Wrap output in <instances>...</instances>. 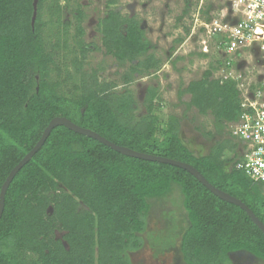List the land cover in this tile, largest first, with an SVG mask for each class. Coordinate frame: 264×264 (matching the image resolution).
Masks as SVG:
<instances>
[{"label": "trees", "instance_id": "trees-1", "mask_svg": "<svg viewBox=\"0 0 264 264\" xmlns=\"http://www.w3.org/2000/svg\"><path fill=\"white\" fill-rule=\"evenodd\" d=\"M68 1L38 0L32 27L33 0H0V189L49 122L64 117L117 146L192 166L264 224V186L236 167L238 145L227 130L241 114V101L235 82L213 77L221 60L177 94L188 95L187 107L199 115H210L218 135L227 134L207 154L197 155L180 137L178 118L162 120L157 114L156 88L146 89L145 111L136 116L128 89L114 91V83L98 80L103 69L85 68L97 47L84 41L83 9ZM115 4L106 0L97 29L104 55L124 69L120 78L128 86L157 72L161 60L139 20L122 15ZM64 8L71 20L63 19ZM187 14L188 8L177 21ZM214 39L222 50V40ZM226 151L232 154L228 159ZM174 185L187 217L179 244L183 264H231L236 254L264 264L262 232L189 173L123 156L63 126L51 130L7 187L0 264H131L129 254L143 246L150 202L168 198Z\"/></svg>", "mask_w": 264, "mask_h": 264}, {"label": "rangeland", "instance_id": "rangeland-1", "mask_svg": "<svg viewBox=\"0 0 264 264\" xmlns=\"http://www.w3.org/2000/svg\"><path fill=\"white\" fill-rule=\"evenodd\" d=\"M227 0H116L115 9L122 15L136 17L144 30L146 39L151 43V51L161 60L160 69L146 77H136L128 86H123L120 68L110 56L104 55L100 45L98 21L105 14L106 0H69V7L80 5L85 13L82 23L85 43L97 47L88 55L85 68L103 69L98 72V80L116 85L114 91L128 89L134 98V115L144 113L143 101L148 87L157 89L161 99L157 114L163 120L175 116L180 123V137L197 155H205L220 139L227 134L218 135L210 115H199L194 108L187 107L188 95L178 98L180 89L201 78L204 71L222 54L214 38L202 31L201 24L224 8ZM66 2L61 1L60 6ZM188 14L179 22L177 19L184 9ZM209 14L206 16L205 12ZM63 19L71 20V13L62 10ZM46 17V16H45ZM60 30L62 27H59ZM188 30V31H186ZM70 33L73 30L70 29ZM50 36V34H49ZM182 38L180 44L175 40ZM250 66H254L251 63ZM256 67V66H255ZM260 72V70H259ZM258 72V73H259ZM256 68L254 75H256ZM230 152L224 158L231 157ZM260 185V184H259ZM263 188V184L260 185ZM172 194L161 200L150 202L147 215V229L142 235L143 246L129 254L131 264H183L179 252L180 236L187 227L186 213L182 207L177 186ZM59 236V235H58ZM231 264H263L246 254L231 256Z\"/></svg>", "mask_w": 264, "mask_h": 264}, {"label": "built area", "instance_id": "built-area-1", "mask_svg": "<svg viewBox=\"0 0 264 264\" xmlns=\"http://www.w3.org/2000/svg\"><path fill=\"white\" fill-rule=\"evenodd\" d=\"M200 26L224 45L215 40L222 58L213 77L235 82L240 94L241 114L227 130L238 145L236 167L264 186V0H228Z\"/></svg>", "mask_w": 264, "mask_h": 264}, {"label": "water", "instance_id": "water-1", "mask_svg": "<svg viewBox=\"0 0 264 264\" xmlns=\"http://www.w3.org/2000/svg\"><path fill=\"white\" fill-rule=\"evenodd\" d=\"M37 3H38V0H33V3H32L33 12H32V16H31V26L32 27H33L35 19H36ZM57 126H63L72 132H75L77 134L91 138V139L103 144L104 146L110 148L111 150H113V151H115V152H117L123 156L134 158V159H139V160H144V161H149V162H155V163L170 165V166H173V167H176V168H179V169L186 171L193 178H195L203 187H205L208 191H210L216 198H218L219 200L224 201L228 204L234 205V206L238 207L240 210H242L248 216V218L251 220V222L264 235V224L258 220V218L253 214V212L244 203H242L240 200L222 192L221 190L214 188L192 166L185 164V163H182V162H179V161H175V160H171V159H167V158H163V157H159V156H155V155L139 153V152H136V151L131 150V149L126 148V147L117 146V145L111 143L110 141L106 140L105 138L101 137L97 133H95L89 129H84V128H81V127L73 124L71 121H69L68 119H66L64 117H55L49 122V124L44 129V131L42 132V135H41L40 139L38 140V142L35 144V146L23 157V159L10 171V173L6 177V179L3 182L1 189H0V217H1V214L3 211V207H4V195H5V192L7 190L8 185L12 181L13 177L32 158V156L39 150V148L43 145L44 141L48 137L51 130Z\"/></svg>", "mask_w": 264, "mask_h": 264}, {"label": "crops", "instance_id": "crops-1", "mask_svg": "<svg viewBox=\"0 0 264 264\" xmlns=\"http://www.w3.org/2000/svg\"><path fill=\"white\" fill-rule=\"evenodd\" d=\"M227 7H228V0L226 1V4H225ZM221 9H223V8H221ZM254 54H255V51H254ZM247 255V254H246ZM249 256V255H248ZM251 257V256H250ZM251 258H253V257H251ZM254 259V258H253ZM254 260H256V259H254ZM258 261V260H257ZM259 262H261V261H259ZM262 263V262H261Z\"/></svg>", "mask_w": 264, "mask_h": 264}]
</instances>
